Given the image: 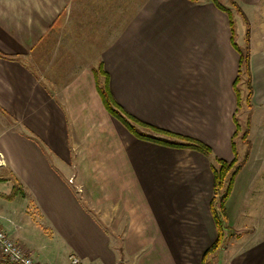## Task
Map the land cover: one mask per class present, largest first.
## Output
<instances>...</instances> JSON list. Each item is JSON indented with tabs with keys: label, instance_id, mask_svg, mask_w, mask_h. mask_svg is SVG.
Returning a JSON list of instances; mask_svg holds the SVG:
<instances>
[{
	"label": "crops",
	"instance_id": "0c3cea01",
	"mask_svg": "<svg viewBox=\"0 0 264 264\" xmlns=\"http://www.w3.org/2000/svg\"><path fill=\"white\" fill-rule=\"evenodd\" d=\"M235 1L252 109L264 105V0ZM231 38L213 0H0V195L27 199L80 264H204L218 236L211 164L235 157ZM101 62L126 111L213 156L132 134L102 101ZM241 228L208 264H264V235Z\"/></svg>",
	"mask_w": 264,
	"mask_h": 264
},
{
	"label": "rangeland",
	"instance_id": "374dc122",
	"mask_svg": "<svg viewBox=\"0 0 264 264\" xmlns=\"http://www.w3.org/2000/svg\"><path fill=\"white\" fill-rule=\"evenodd\" d=\"M219 1L230 8L233 14L238 12L237 9L240 6L237 4L238 7L235 4V0ZM62 17L65 19L66 12ZM239 25V29L242 28L240 23ZM243 37L238 36L237 38L236 36V42L240 46L246 47ZM241 92L243 97L247 94L243 84L241 85ZM262 95L263 98L260 102L264 103V94L261 93V97ZM237 115L241 126L239 137L236 140L238 161L243 160L248 150L251 151L252 159H250L248 167L238 180L237 189L232 196L230 195L232 200L228 209L231 214L230 217L234 216V223L231 224L229 220L226 222L224 239L227 232H235L237 228L242 230L241 225L248 228L252 222H255L260 234L264 235V105H256L250 109L243 101ZM246 131H248V134L245 139H242V134ZM31 208L27 199L23 200L17 197L11 200V197L4 198L0 195V222L3 224L2 227L12 230V238L33 250L34 256L39 262L72 264L69 255L67 256L68 247L62 246V242L55 232L52 233L49 228H46L39 213L31 211Z\"/></svg>",
	"mask_w": 264,
	"mask_h": 264
},
{
	"label": "trees",
	"instance_id": "16d2710c",
	"mask_svg": "<svg viewBox=\"0 0 264 264\" xmlns=\"http://www.w3.org/2000/svg\"><path fill=\"white\" fill-rule=\"evenodd\" d=\"M213 1L220 9L225 11L229 16L230 26L232 31V38H231L232 44L240 54V64H239L238 75L233 84L237 96V109L234 114L236 131L233 135V141H232V148L235 157L232 161H227L219 157H214L213 163L211 164L214 175V187H213V197L211 200V210L218 228V236L217 239L205 251L203 256L204 264H208L207 262L208 257L214 255V253L222 245V242L224 240V229L226 227V222L229 220V214L227 210V200L229 199L231 192L233 190L234 182L237 174L241 171L244 164L250 158L251 151L248 150L245 153L243 160L241 162L238 161V146L236 140L239 137V131L241 126L237 113L241 109L243 101L251 109L252 97L254 94L251 65H250L251 53L248 47L249 38L247 39L246 47H240L238 45L235 39L237 32H236V21L233 12L231 11L230 8L223 5L219 0H213ZM235 4L237 5L236 2ZM237 11L241 13L242 10L239 7ZM93 71L96 77L97 88L105 107L110 113L113 114V116H115L118 120H120L123 123V125L136 137L173 147L191 148L199 152H202L208 157L213 156L212 148L208 144L195 138L183 136L156 127L130 114L115 100L110 89L108 75L105 69L103 68L102 62L99 63V65L96 68H94ZM242 84L245 86L247 91V94L244 97L241 92ZM247 134L248 131L244 132L242 134V139H245ZM14 189L16 190V186L14 187Z\"/></svg>",
	"mask_w": 264,
	"mask_h": 264
},
{
	"label": "built area",
	"instance_id": "2783aa9c",
	"mask_svg": "<svg viewBox=\"0 0 264 264\" xmlns=\"http://www.w3.org/2000/svg\"><path fill=\"white\" fill-rule=\"evenodd\" d=\"M72 264H79L80 258L75 255H69ZM0 264H50L41 263L34 254L24 245L15 241L11 234L0 227Z\"/></svg>",
	"mask_w": 264,
	"mask_h": 264
}]
</instances>
